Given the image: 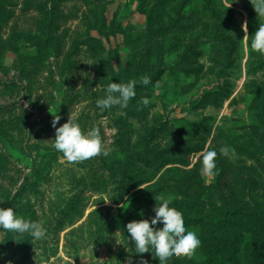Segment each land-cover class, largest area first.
<instances>
[{
  "label": "rangeland",
  "instance_id": "rangeland-1",
  "mask_svg": "<svg viewBox=\"0 0 264 264\" xmlns=\"http://www.w3.org/2000/svg\"><path fill=\"white\" fill-rule=\"evenodd\" d=\"M50 1L0 0V207L10 201L18 215H29L31 222H38L46 229L42 240L34 239L29 232L16 234L0 229V264H129V260L132 264H142V261L150 264L149 260L155 255L144 253L146 257L141 258V254L135 253L126 225L142 218L151 219L155 215L153 208L157 196L165 195L170 205L188 200L184 192L180 193V189L183 190L181 180L185 176L184 188L192 185L196 209L204 216L226 201L218 184V172L211 177L200 174V153L205 150L217 152L216 169H226L230 173L240 198L257 206L264 203V143L260 138L264 119L252 120L249 110L254 99L246 95V87L251 82L259 85V90L264 86H260L264 83V68L252 78L247 76L248 39H244L242 24L245 21L248 24V10L254 9L249 0H215V3L214 0H194V5L186 11L175 5L183 0L171 4L170 9L164 5L175 0H68L60 5V11L56 13L60 18L54 25L44 21L41 26L40 6L47 11L51 7ZM209 2H213L209 11L201 9ZM216 2L235 12V28H230L237 40L233 63L221 73L225 61L220 57L224 52L218 53L215 47L209 46V38H197L206 25L213 26L211 23L215 18L209 17L210 10L219 9L217 13L226 19L228 12L222 13ZM156 7H160L159 10L155 11ZM172 9L185 17L191 16L185 23H196V26L192 28L195 24H189L187 33L182 34L186 43L183 49L172 52L173 49L165 55L163 42L147 39L148 17L154 10L158 24L173 23ZM197 9L200 15L195 16ZM166 42L169 44L168 40ZM188 45L193 47L187 54L192 63L188 78L178 75L176 81L167 71L157 87L150 88L149 92L140 89L126 109L113 106L101 111L96 106V101L105 97L109 83L128 82L122 69L131 58L140 60L146 50L158 49L154 55L158 61L153 63L151 58L144 64L147 71L155 73L159 69H168L167 65L174 66L178 60L180 63ZM59 47L64 52L61 55H58ZM195 53H200L201 57L198 59ZM260 58L264 61V55ZM175 85H179L176 91ZM219 85L230 90L229 96H219L224 98L220 108L214 110L210 104L200 103L206 93ZM142 97L150 100L148 106L140 103ZM54 116L60 117L56 127L66 123L70 116L84 132L98 127L107 151L116 143L117 135L125 136L127 146H133L146 138V132L152 128L156 129L154 137L159 149L174 145L185 151L197 147L204 149L191 154L189 165L179 166L182 173L171 174L173 179L168 183H162V174H159L149 185L140 187V190L150 187L149 194L138 196L134 207L139 210L138 215L124 218V229L115 234V244L108 250L95 244L99 238L94 226L105 221L114 222L117 209L125 202L117 206L102 194L101 188L97 187L94 192L91 173L98 172L96 181L99 183L105 173L101 168V154L84 161L69 162L54 149L51 141L55 138ZM183 119L210 121L202 125L204 134L201 131V134L188 136L179 130L178 122ZM165 125L167 128L163 130ZM232 143L238 150L230 151L227 156L220 155V149H232ZM46 152H57L58 160L40 183V167L45 164L43 155ZM136 167L144 170L142 165ZM195 176L196 180L191 182L190 177ZM24 184L27 186L25 192L18 195ZM162 184L164 190L156 191L162 189ZM70 199L77 201L84 216L59 233L63 207ZM94 211L100 214L90 223L89 216ZM194 215L198 212L190 214L191 217ZM71 231L76 232V250L68 242ZM23 235L28 237V242L22 241ZM104 238L107 239V232ZM24 244L27 246L22 249ZM176 259L178 264H204L198 249L191 256L172 257L168 261L171 263Z\"/></svg>",
  "mask_w": 264,
  "mask_h": 264
},
{
  "label": "trees",
  "instance_id": "trees-1",
  "mask_svg": "<svg viewBox=\"0 0 264 264\" xmlns=\"http://www.w3.org/2000/svg\"><path fill=\"white\" fill-rule=\"evenodd\" d=\"M66 1L68 0H51V7L47 11L43 10L44 6L41 5L40 14L42 17L40 25L42 26V22L44 21H48L50 25H54L56 19L60 18V16L56 13L60 11V5ZM176 2L177 0L174 2L169 1L166 3L167 5L164 6L169 8L171 4ZM213 2L215 3V0ZM213 2H209L208 6L206 5L207 7L201 6V9L206 12L209 11V7L212 6ZM216 3L222 8V13L228 12L226 19L217 13L220 11L219 9L214 8L210 10L209 17L215 18L213 23H211L213 26L206 25L204 31H202V35H197V38L200 39L202 36L203 39L209 38L207 43L209 46L215 47L216 50H218V53L224 52V54H221L220 57L225 61L224 67L219 71V73H221L222 71L229 69L233 63L232 57L237 48V40H235L234 35H232L233 31H231V28H235V23H233L235 12L226 8L223 4L221 5L220 2ZM175 5L180 7L181 11H186L189 6L191 8V6L194 5V0H183V3ZM159 8L156 7L155 11L159 10ZM155 11L153 10L149 13L147 39L153 38L157 39L161 43L163 42L162 49L164 54L166 53L165 55L173 49L174 50L172 52L183 49L186 43L182 39V34L187 33L189 24H195L192 28L196 26V23H185L187 19H191V16H186V18L182 14L180 15V11L178 12L176 9H172L170 14L175 15L173 23L158 24V21H156L157 14ZM194 15H200V11L197 9L194 12ZM162 17H165V14ZM262 18L264 17L257 16L254 9L248 10V78L256 76L259 73L258 71H261L264 68V61L260 58L262 55L250 48L252 35H254ZM225 23H230V25H226ZM102 28H104V26ZM192 30L193 29H191V31ZM102 32L104 34V31ZM47 35L48 33L46 36ZM47 38L48 37H46V39ZM166 40H168L169 44ZM169 40H171V42ZM82 44H84V42ZM192 48V45H188L186 47V53L183 54L180 63H178V60L174 66L167 65L168 69H159L155 73L147 71V65H144L146 64L145 62L151 58L153 63L158 61V59L154 57L156 53L155 51H158V49L152 48L146 50V53L142 55L140 60L131 58V60L128 61L127 66L124 65L122 71L126 73L128 81L137 80L138 83L135 88L136 93H139L140 89L149 92L151 90L150 88L158 86L167 71H169V74H171L173 79L176 81L178 80V75H184L188 78L192 72L190 71V65H192V63L187 59V54ZM62 53H64L63 49L62 47H59L58 55H61ZM192 54L194 53L192 52ZM195 54L198 59L201 57L200 53ZM164 60L165 58H163V61ZM130 71L131 74H129ZM200 71V69L197 71V75ZM144 75L151 78V83L147 86L139 84L140 78ZM261 85H264V83L260 84V86ZM221 86L222 85H219L210 93H206L200 103L206 102V104H210V107L214 110L220 108L221 103L224 102V98L222 99L219 96H223L224 94L228 96L230 95L229 88L227 86ZM262 87L263 89L259 90V85L255 82H251L246 87L247 97L249 98V96H251L254 99V104L249 110L252 120H256L260 117L264 119V86ZM173 89L175 91L176 89L178 90L179 85H175ZM211 97H213V99H210ZM198 106L194 108H197ZM209 121L210 120L207 121V119H205L204 122H193L183 119V121L178 122L179 130L188 136L201 134V131L202 133H205V129L202 128V125L208 123ZM212 123H214V121H212L211 124ZM166 125L163 130H166ZM253 127L255 128V126ZM262 127H264V124H262ZM155 132V128L148 130L146 132L147 137L140 140L133 146L130 144L127 146L124 139L125 136L117 135L115 137L116 143L113 144L111 149L108 151L109 154L107 156L103 154L100 155L101 168L105 170V173L101 176L102 183L96 181L98 172H95L94 170L91 173V184L92 188H94V192L97 191V187L101 188L100 191L103 192L102 194L107 195L112 203L117 206L122 205L124 202L125 203L124 206H120V208L117 209V217L114 222L107 223V221H105L104 223L95 224L94 228H96V233L98 234L97 237L99 238V241H94L96 245L105 246L108 250L111 249L116 241L115 234L124 229L125 225L122 224L124 218L126 220L128 216L138 215L137 213H139V210H134L135 202L138 200V196L140 194H143L142 196H147L150 190V187L145 190H140V187L149 185L159 176V174H162L160 176L162 183H168L173 179L171 174L182 173L183 170L178 168L179 166L185 167L189 165L188 158L191 154L199 153L204 149V147H197L196 149L185 151L178 145L159 149L160 145L156 143L154 137ZM166 134L167 136L170 135L168 132H166ZM260 138L261 142L264 143V131L260 133ZM236 146L237 145L232 143V149L238 150ZM56 156L57 152H46V154L43 155L45 164L43 167H40V183L44 180L45 174L49 175L51 173L53 164L58 160ZM137 165H142L144 170H139L136 167ZM217 165L219 166L220 164ZM168 166L176 167L167 169ZM145 169H148L151 173H147ZM216 173L219 176L218 184H220L221 190L224 191V196L226 197L224 205L213 209L208 216L201 214V211L196 209L197 203H194L192 185L191 187L184 188V183L187 180V177L184 176L181 180L183 190L180 189V193L184 192V195L188 200L180 203L174 202L173 205L170 206L175 207L177 211L181 213L183 218H188L187 220H184L186 229L189 231L194 230V232L197 233L201 241L200 246L197 249L203 257L204 264H264V203L261 206H257L253 205L252 201L240 198L235 189L234 184L236 183L233 182L230 177V173L226 169L222 171H218L216 169L215 174ZM196 178V176L190 177L191 182L195 181ZM130 180H132L133 183H130ZM161 186L162 189L156 191H163L165 187L163 184ZM26 188V184L21 186V189L18 191V195H22ZM12 205V202L7 201L3 208H9L12 207ZM63 208L64 217L59 221V233L64 232V228L74 225L77 219L84 216L83 211L80 210V205L77 201H73V199L68 201L66 200ZM26 212L30 211L27 210ZM196 212H198V215H194L195 217L190 216L191 213L195 214ZM99 214L100 213L96 211L91 213L89 216L90 223ZM19 215L21 218L30 221L29 215ZM90 230V234H93L92 229ZM106 232L107 239L104 238ZM75 236V231H71L68 234V242L72 244L74 250L77 249V239L74 238ZM22 239V241L25 242L29 241L28 237L25 235L22 236ZM25 246L27 245H21V248L23 249ZM146 254L147 256L152 255L151 253ZM145 255L143 254L139 257H146ZM73 256L78 259L77 256ZM149 263L159 264V260L154 256L153 259L151 257ZM166 264H178V259L171 263L167 261Z\"/></svg>",
  "mask_w": 264,
  "mask_h": 264
},
{
  "label": "clouds",
  "instance_id": "clouds-1",
  "mask_svg": "<svg viewBox=\"0 0 264 264\" xmlns=\"http://www.w3.org/2000/svg\"><path fill=\"white\" fill-rule=\"evenodd\" d=\"M249 2L257 16L264 17V0H249ZM247 29L248 24L245 21L242 24L245 40L249 37ZM250 48L264 55V23H260L252 35ZM137 83V80H129L127 83H109L105 89V97L98 99L96 106L101 111L113 106L126 109L130 100L136 96ZM150 83L151 78L147 75L142 76L139 80V84L144 86ZM140 103L146 107L150 100L147 97H142ZM54 117L52 127L55 129V138L51 140L54 142L52 146L57 152L63 154L64 159L69 162H80L100 154L105 156L109 154L104 148L98 127L84 132L71 116L62 126L56 127L60 117ZM230 151L234 153V149L222 147L220 155L227 156ZM200 158L201 176H213L217 167V152L205 150L200 153ZM155 202L153 208L155 215L151 219L142 218L126 225L127 233L135 245V253L154 254L159 260V264H166L172 257L191 256L201 243L197 233L186 229L181 213L175 207L170 206V201L165 195L157 196ZM141 215L143 214L141 213ZM0 229L16 234L29 232L36 240H42L46 236V229L40 223L21 218L12 207H0ZM129 264H132L131 260H129ZM142 264H147V261H142Z\"/></svg>",
  "mask_w": 264,
  "mask_h": 264
}]
</instances>
